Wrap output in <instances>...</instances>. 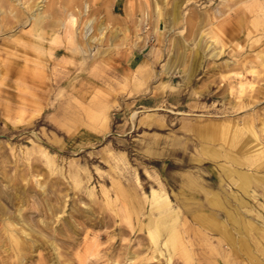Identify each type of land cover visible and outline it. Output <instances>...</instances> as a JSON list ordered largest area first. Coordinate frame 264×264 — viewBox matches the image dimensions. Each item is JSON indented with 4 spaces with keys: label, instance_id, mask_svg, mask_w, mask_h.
Returning a JSON list of instances; mask_svg holds the SVG:
<instances>
[{
    "label": "rangeland",
    "instance_id": "374dc122",
    "mask_svg": "<svg viewBox=\"0 0 264 264\" xmlns=\"http://www.w3.org/2000/svg\"><path fill=\"white\" fill-rule=\"evenodd\" d=\"M1 207L0 264H264V0H0Z\"/></svg>",
    "mask_w": 264,
    "mask_h": 264
},
{
    "label": "crops",
    "instance_id": "0c3cea01",
    "mask_svg": "<svg viewBox=\"0 0 264 264\" xmlns=\"http://www.w3.org/2000/svg\"><path fill=\"white\" fill-rule=\"evenodd\" d=\"M209 133V139H212L216 136H219L220 138H222L223 140H227L229 143L233 144V145H239L242 142V136L240 132H234L232 133V135L230 134V131L227 129H221L218 132H215L211 125H204L200 131H198V134L200 135V137L202 138H207L206 134ZM249 174L242 172V171H237L236 172V182L238 183V185H244L247 184L250 181L249 178Z\"/></svg>",
    "mask_w": 264,
    "mask_h": 264
},
{
    "label": "bare ground",
    "instance_id": "6f19581e",
    "mask_svg": "<svg viewBox=\"0 0 264 264\" xmlns=\"http://www.w3.org/2000/svg\"><path fill=\"white\" fill-rule=\"evenodd\" d=\"M29 6V5H28ZM31 6V5H30ZM67 7V6H66ZM67 9V8H66ZM36 13V12H35ZM40 13V12H39ZM41 14V13H40ZM38 16H39V14H37ZM29 16V15H28ZM31 17V16H30ZM36 17V16H35ZM41 17V19H42V17H43V15H40L39 17H37V18H40ZM32 18V17H31ZM30 19V18H29ZM40 19V20H41ZM42 21V20H41ZM44 21V20H43ZM33 22V21H32ZM39 22V21H38ZM48 23V22H47ZM51 23V22H50ZM49 23V24H50ZM41 24H43V23H41ZM41 24H40V26H41ZM35 25V24H34ZM44 25V27H45V24H43ZM48 25V24H47ZM38 28H40V27H38ZM48 29V28H47ZM87 32H88V27H87V29L85 30V32H84V34L83 35H87ZM41 34V33H40ZM80 50V49H79ZM82 50V49H81ZM21 116V115H20ZM161 184V183H160ZM163 189V188H162ZM155 191V190H154ZM162 192V191H161ZM155 193V192H154ZM155 204V203H154ZM263 206V205H262ZM19 208V207H18ZM149 208V207H148ZM0 211H1V214L2 213H5L6 211H5V207L3 208V207H1L0 208ZM23 214V213H22ZM10 215V214H9ZM7 217V216H6ZM20 217V216H19ZM2 218V217H1ZM11 220V219H10ZM9 220V221H10ZM262 221H263V224H262V226L264 225V217H262ZM23 222V221H22ZM32 225V224H31ZM10 226V225H9ZM12 226V225H11ZM153 227V226H152ZM17 228V227H16ZM9 230V229H8ZM262 232V231H261ZM150 236H152L153 238H155L156 237V234H155V232L153 231V229H151L150 230ZM261 234V233H260ZM259 234V235H260ZM12 236H14V235H12ZM260 237H262V235L260 236ZM178 238V237H177ZM254 238H256V237H254ZM253 238V239H254ZM258 238V237H257ZM13 239V238H12ZM17 240V239H16ZM13 241H15V239L13 240ZM18 241V240H17ZM16 241V242H17ZM20 241V240H19ZM258 242V241H257ZM19 243V242H18ZM259 243V242H258Z\"/></svg>",
    "mask_w": 264,
    "mask_h": 264
}]
</instances>
